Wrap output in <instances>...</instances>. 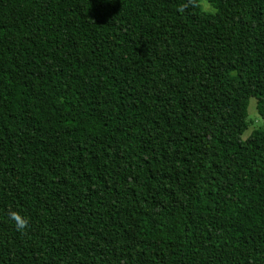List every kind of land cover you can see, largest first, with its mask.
Instances as JSON below:
<instances>
[{"label":"trees","instance_id":"trees-1","mask_svg":"<svg viewBox=\"0 0 264 264\" xmlns=\"http://www.w3.org/2000/svg\"><path fill=\"white\" fill-rule=\"evenodd\" d=\"M202 1L0 0V264H264V0Z\"/></svg>","mask_w":264,"mask_h":264},{"label":"rangeland","instance_id":"rangeland-1","mask_svg":"<svg viewBox=\"0 0 264 264\" xmlns=\"http://www.w3.org/2000/svg\"><path fill=\"white\" fill-rule=\"evenodd\" d=\"M204 9L211 10V12H214L215 9L212 7L206 0H203L201 2ZM248 122L249 126L247 130L243 133L242 139H247L251 136L254 130L258 128L264 127V120L260 116L258 109H257V100L255 97H251L249 99V106H248Z\"/></svg>","mask_w":264,"mask_h":264},{"label":"clouds","instance_id":"clouds-1","mask_svg":"<svg viewBox=\"0 0 264 264\" xmlns=\"http://www.w3.org/2000/svg\"><path fill=\"white\" fill-rule=\"evenodd\" d=\"M13 215H16L15 213ZM16 219H20L19 216H16ZM21 224H23V221L21 222Z\"/></svg>","mask_w":264,"mask_h":264}]
</instances>
